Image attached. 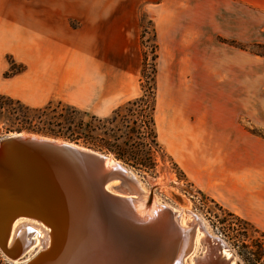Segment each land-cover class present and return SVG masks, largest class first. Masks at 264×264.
<instances>
[{
    "label": "rangeland",
    "instance_id": "1",
    "mask_svg": "<svg viewBox=\"0 0 264 264\" xmlns=\"http://www.w3.org/2000/svg\"><path fill=\"white\" fill-rule=\"evenodd\" d=\"M112 1L103 0L101 8L110 16L108 25L113 28L104 27L91 39L79 33L48 36L45 29L32 27L37 20L30 11L50 9L45 0H0V139L11 132L33 133L108 154L134 173L145 192L152 190L155 203L188 210L183 213L186 225L195 222L190 214L200 217L209 234L226 242L228 259L264 264V257L254 263L247 253L254 249L252 241L264 239L259 231L264 230V212L251 206L252 200L264 204V79L247 83L246 88L230 83L225 60L229 46L264 55V36L248 35L246 41L178 36L174 26L159 17L160 9H172L175 0H164L162 6L160 0ZM78 22L70 20L72 26ZM58 67L67 77L54 74L59 73ZM151 78L158 146L147 153L135 148L137 141H148L141 116L145 112H140L145 106L142 102L130 113L121 108L115 123L119 137L123 120L130 119L132 149L125 148L124 136L112 144L113 138L104 133L110 126L104 118L146 90ZM65 104L99 119V125L88 131V141L78 122L89 117L66 109ZM105 141L112 145L99 149L97 145ZM114 147L122 156L114 153ZM145 154L153 162L152 168L135 164ZM130 199L137 202L136 197ZM247 200L251 205L245 204ZM226 208L246 217L259 230L243 224L236 234L233 228L239 222ZM159 212L155 218L161 216ZM196 229L195 235L201 237L203 231ZM41 233L47 241V235ZM202 238L208 240L212 251L205 253L193 246L186 257L207 255L200 258V254L193 264H208L209 256L218 253V246L211 248L209 239ZM242 240L248 249L241 247ZM20 261L12 263L0 250V264Z\"/></svg>",
    "mask_w": 264,
    "mask_h": 264
},
{
    "label": "bare ground",
    "instance_id": "2",
    "mask_svg": "<svg viewBox=\"0 0 264 264\" xmlns=\"http://www.w3.org/2000/svg\"><path fill=\"white\" fill-rule=\"evenodd\" d=\"M16 133L11 132L7 135H15ZM108 156L109 165H122L120 161L110 155ZM129 172L134 179V183L131 184L127 181L125 184L123 182L120 186L121 192L115 193L117 187H114V184L105 185V190L109 193L107 199L104 198L105 213L102 215L101 211L99 212L98 208L94 207L95 219L98 221L96 222L95 220L96 225L91 227L92 231L94 228L95 230L98 229V232L104 236V240H96L95 244L90 246V248L86 247L87 252L84 251L86 248L80 247V243L76 245L74 240L69 241L66 239L64 241L65 235L62 234V230L52 224L53 222L47 214L31 211L30 208L22 210L18 207L9 208V211H20L17 213L20 216L13 217L10 222L5 221L6 218L0 215L1 252L12 263L22 260V262L20 261L21 264H26L35 256H39V260L30 264H72L74 257L75 259H80L77 264H83L86 253L101 255L97 257L101 264H193L191 261L196 260L200 254V258L207 256L205 255L206 251L212 250L209 248L208 240H204L202 236H206L209 239L213 235L209 234L204 221L197 215L195 217L194 214H190V217L195 222L191 226L189 224L186 225L183 213L186 215L189 211L175 209V215L169 218L166 214L167 216L163 217L164 223L162 224L161 220L156 219L155 216L158 215L159 211L160 214L162 213L161 208L168 206H161L159 203H155L157 200L154 198L152 190L145 192V188L139 179L130 170ZM1 177H4L2 173H0V182L2 183L3 179ZM59 180H61V177ZM31 182L33 183V188L37 187V184H35L36 179L31 180ZM37 183L39 184V182ZM38 188H40L38 191L40 195H46L41 190L42 186H38ZM30 192L27 191V193ZM7 194L2 193L0 189V211L3 207L1 202L6 198ZM51 195H54L53 192ZM56 195L59 197L58 191H56ZM126 195L129 198H126ZM50 197L56 200L53 196ZM134 197L137 198L136 203L134 199H130ZM127 199L133 201V203ZM158 207L161 208L159 209ZM86 211L91 213L87 209ZM31 215L38 217L41 221L29 217ZM65 218H67L66 214ZM148 218H150L149 222L144 221ZM107 222H113L121 229H125V231L120 230V232H125L126 234L124 233V236L120 234L119 236L113 230L106 229L105 224H108ZM195 227H198L196 230L203 231L204 234L200 235L201 237L195 235ZM42 231L47 235V241L43 239ZM64 232L71 238L67 231ZM40 241L44 242V246L40 247ZM75 245L76 248L74 249ZM193 246L205 249V253H198L195 257H191L192 255L186 257V254ZM220 247L219 249L221 250L219 252L221 254H218L219 259L215 261V257V260H213L216 255L211 254L207 261L208 264H240L236 259H228L231 256L229 249L225 246ZM33 251L34 254H31ZM67 252H69V255L65 256ZM89 263L95 264L93 260Z\"/></svg>",
    "mask_w": 264,
    "mask_h": 264
},
{
    "label": "water",
    "instance_id": "3",
    "mask_svg": "<svg viewBox=\"0 0 264 264\" xmlns=\"http://www.w3.org/2000/svg\"><path fill=\"white\" fill-rule=\"evenodd\" d=\"M0 173L4 176L1 177L3 184L0 182V189L5 195L8 193L1 202L3 207L0 211V215L6 218L5 221L10 222L13 217L20 216L17 214L20 211H9V208L18 207L22 210L30 208L31 211L47 214L52 220V224L62 230V234L65 235L64 241L66 239L74 240L76 245L80 243V247L83 248H90L96 240H104V236L98 232V229L94 228L92 231L91 227H94L98 221L95 219L94 207L98 208L102 215L105 213L104 198L107 199L109 195L105 190V185L114 184L113 186L117 187L115 193H118L121 192L120 186L123 182L125 184L127 181L131 184L134 183L129 169L124 165H109L108 154L76 143L39 134H22L21 132L0 139ZM60 177L61 180H59ZM34 179L37 184L35 188L31 182ZM38 186H42L41 190L46 195L42 196L38 193L40 189ZM27 191L31 192L27 193ZM56 191L59 192V197L56 195ZM52 192L54 195H51ZM127 196L126 198L129 197ZM171 208L165 206L161 216L156 217L161 220L162 224L164 223V213L169 218L175 215L176 210ZM65 214L67 218H65ZM29 217L41 221L33 215ZM107 223L105 224L106 229L113 230L119 236L126 234L120 232L125 229H121L113 222ZM64 231H67L71 238ZM209 239L211 248L228 246L224 240L217 236H210ZM87 248L84 250L85 252H87ZM220 250L218 248L217 252ZM218 254L221 253L214 256L217 259H219ZM68 255L69 252L65 256ZM99 256L101 255L86 253L83 264H90L89 262L92 260L95 264H101L99 258L97 259ZM38 257L35 256L26 264L34 261L36 263L39 260ZM79 260L74 257L72 264H77Z\"/></svg>",
    "mask_w": 264,
    "mask_h": 264
},
{
    "label": "crops",
    "instance_id": "4",
    "mask_svg": "<svg viewBox=\"0 0 264 264\" xmlns=\"http://www.w3.org/2000/svg\"><path fill=\"white\" fill-rule=\"evenodd\" d=\"M163 1L158 2L159 6L164 4ZM170 1L166 0L167 3ZM45 2L51 5L50 9L42 12L32 9L30 16L37 20L36 23H32V27L45 29L48 36L62 37L79 33L92 39L100 34L104 27L113 28L111 24L108 25L110 16L102 13L103 0H45ZM114 2L118 3V0H113L112 3ZM175 4L170 10L160 9L159 17L165 20V24L174 26L178 36H224L239 41H246L248 35L264 36V0H175ZM70 20L79 21V24L72 26ZM114 27L118 28V25ZM85 42L89 44V41ZM227 51L225 60L229 74L227 73L226 78L230 83H238L245 87L247 83L263 81L264 55L250 54L232 46H229ZM56 69L60 73H54L56 76L67 77L63 68ZM46 73L49 74L47 71ZM59 82L62 83L63 79L60 78ZM240 198L238 196V200ZM248 201L245 202L247 206L252 204L251 206L264 212V204L254 200L249 204Z\"/></svg>",
    "mask_w": 264,
    "mask_h": 264
},
{
    "label": "trees",
    "instance_id": "5",
    "mask_svg": "<svg viewBox=\"0 0 264 264\" xmlns=\"http://www.w3.org/2000/svg\"><path fill=\"white\" fill-rule=\"evenodd\" d=\"M229 42L234 44V42H232V41H229ZM17 71H19V70H17ZM154 86H155L154 79L151 78L149 85H147V87H146V90H144L141 94H139L135 98L129 99L126 102H124L123 104H121L120 106L116 107L112 111V114L110 117L104 118V121L110 125L109 128H107L104 133H107L110 138H113L112 144H114L118 138H120L121 136H124L125 138L123 140V144H124L125 148H130V146H131L130 149H132V147H133L132 143L133 142L130 141V139H131L130 134H131V132L134 131V127L130 125V123H129L130 119L128 121L123 120V122H124V125H123L124 130L122 131L123 135H118L119 137H117L115 131L120 130V128L115 123H116V119H117V116L119 115V111L121 108H126L127 111H129V113H130L133 110L132 109L133 106L142 102L143 105H145V106L141 108L140 112L141 111L145 112L144 114H141V116L144 118V119H142V122H143L144 127H145V134H147L148 141L143 142V143H142V141H137V145L135 146V148L137 147V150L147 153L148 149L150 150L151 148L158 146V143L156 141V130H155V124H154V118H153V111H154V104H155L154 103V101H155V97H154L155 87ZM65 106H67L66 109L70 108V110L72 112H76V113L80 112L81 114H83L85 116H88V114H89L87 111L81 110V109H79L73 105L65 104ZM145 108L148 109L147 113H146ZM88 117H89L88 120L78 122V124L80 125V129H82L84 132V134H83V132H82V134H83L86 141L89 140L88 131H91V129H94L97 127V125H99V121H98L99 119H96L94 115L90 114ZM131 123L135 124L136 119L131 120ZM112 144H110V142H108V141H105L104 143L98 144L97 147H99V149H109L108 146H110ZM134 144H135V142H134ZM142 146H146L147 149L142 148ZM114 150H115L114 153L118 157L122 156L123 153H121V151L117 147L116 148L114 147ZM135 164L142 167V168H152L153 167L152 166L153 162L149 160V156L148 155L146 156V154L142 158H137ZM211 200H213V199H211ZM225 210H227V209H225ZM227 214L235 217L236 220H238V222H239V224H237V227L233 228V230H235L236 234H240V230L243 228L240 225L246 224V225L254 226L250 221L240 217L239 215H237L231 211L227 210ZM256 229H258V228H256ZM259 231L262 233L261 235L264 236V231H262V230H259ZM252 246H254V249L247 250V253L249 255H251L252 261H254V263H258L264 257V239H262V240L257 239V240L252 241ZM241 247L245 248V249L249 248L248 244L244 240H242V242H241ZM263 262H264V260H263Z\"/></svg>",
    "mask_w": 264,
    "mask_h": 264
}]
</instances>
